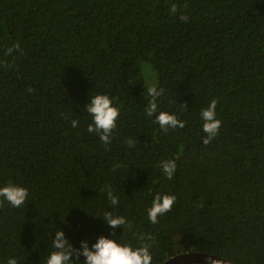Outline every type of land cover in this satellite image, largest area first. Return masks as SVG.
Segmentation results:
<instances>
[{"label": "trees", "instance_id": "16d2710c", "mask_svg": "<svg viewBox=\"0 0 264 264\" xmlns=\"http://www.w3.org/2000/svg\"><path fill=\"white\" fill-rule=\"evenodd\" d=\"M143 63L163 89L158 113L184 128L164 132L146 115ZM98 94L119 108L109 144L87 131ZM213 99L222 125L205 145ZM173 159L168 180L159 165ZM9 182L29 195L0 206V264H46L59 229L75 248L149 236L152 264L186 251L264 264V0H0V187ZM157 193L176 202L153 224ZM106 212L128 225L112 235Z\"/></svg>", "mask_w": 264, "mask_h": 264}, {"label": "clouds", "instance_id": "9594fccd", "mask_svg": "<svg viewBox=\"0 0 264 264\" xmlns=\"http://www.w3.org/2000/svg\"><path fill=\"white\" fill-rule=\"evenodd\" d=\"M171 12L175 14L176 6L173 5ZM181 20L187 22V16H181ZM19 48V45H15ZM12 49H8L10 54ZM147 95L152 99L146 108V115L155 116V121L160 128L167 132L169 129L184 128L185 122L176 114H169L165 111L158 113V99L163 93V89H157L156 86L147 87ZM218 100L213 99L207 108L202 109L201 119L204 121L202 130L206 134L203 143L207 145L211 140L218 136L222 122L217 118L216 108ZM186 110L187 105H182ZM85 110L92 116V123L88 125L87 131L99 136L104 144H109L113 130L117 127L116 121L119 117V108L114 106L113 100L104 94H98L90 97L89 102L85 106ZM72 127L78 126L77 120L71 121ZM129 146H133L134 141H127ZM163 174L168 180H172L177 168L176 161H161L160 165ZM115 170V169H114ZM28 189L9 182L7 185L0 187V206L5 202L12 207L19 208L25 204L28 198ZM107 198L112 206L119 203L118 197L113 195L111 186L107 187ZM176 202L175 195L157 193L152 201L151 207L148 209V219L151 223H158V217L163 216L171 211ZM103 219L112 227V235H115V229L118 226H126L128 222L123 216H114L111 212H106ZM151 238L146 235H140L141 245L133 248L131 245L120 244L117 240L110 239L106 236H100L91 248L87 241H81V247L75 248L66 238L63 230L59 229L55 233L52 247L54 251L48 254L46 264H80V257L85 259L83 264H152V255L150 254L151 244L147 243ZM215 255L208 254L206 264H225L221 259H213ZM7 264H18L15 258H10ZM231 264V262H227Z\"/></svg>", "mask_w": 264, "mask_h": 264}, {"label": "water", "instance_id": "95a60500", "mask_svg": "<svg viewBox=\"0 0 264 264\" xmlns=\"http://www.w3.org/2000/svg\"><path fill=\"white\" fill-rule=\"evenodd\" d=\"M208 254L211 253L202 252V251L180 252L168 257L160 264H206V257L208 256ZM212 255H215L212 257L213 259H221L222 261L225 262V264L229 262V260L219 255L216 254H212ZM231 264L233 263L231 262Z\"/></svg>", "mask_w": 264, "mask_h": 264}, {"label": "rangeland", "instance_id": "374dc122", "mask_svg": "<svg viewBox=\"0 0 264 264\" xmlns=\"http://www.w3.org/2000/svg\"><path fill=\"white\" fill-rule=\"evenodd\" d=\"M142 76L145 79V84L142 90V94L144 96H148L147 95V87H151V86H155L156 85V73L153 70V68L148 65L147 63H143L142 64Z\"/></svg>", "mask_w": 264, "mask_h": 264}]
</instances>
